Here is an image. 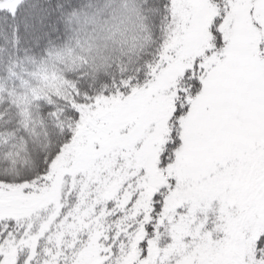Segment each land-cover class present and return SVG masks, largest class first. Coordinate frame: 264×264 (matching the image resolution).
I'll use <instances>...</instances> for the list:
<instances>
[{"label":"snow or ice","instance_id":"snow-or-ice-1","mask_svg":"<svg viewBox=\"0 0 264 264\" xmlns=\"http://www.w3.org/2000/svg\"><path fill=\"white\" fill-rule=\"evenodd\" d=\"M0 264H264V0H0Z\"/></svg>","mask_w":264,"mask_h":264}]
</instances>
